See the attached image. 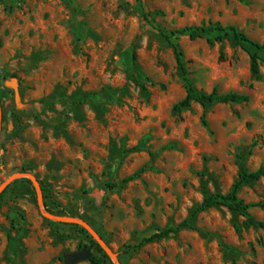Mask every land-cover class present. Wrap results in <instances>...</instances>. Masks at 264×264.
<instances>
[{"label":"rangeland","instance_id":"1","mask_svg":"<svg viewBox=\"0 0 264 264\" xmlns=\"http://www.w3.org/2000/svg\"><path fill=\"white\" fill-rule=\"evenodd\" d=\"M215 24L263 43L264 0H0V188L34 175L45 207L88 223L121 264H264V228L226 206L130 248L227 194L242 165L264 167V52L257 77L231 41L177 33ZM173 43L199 91L249 100L175 112ZM2 194L0 264H66L84 246L115 264L85 227L46 218L29 178ZM240 198L264 222V178Z\"/></svg>","mask_w":264,"mask_h":264},{"label":"trees","instance_id":"2","mask_svg":"<svg viewBox=\"0 0 264 264\" xmlns=\"http://www.w3.org/2000/svg\"><path fill=\"white\" fill-rule=\"evenodd\" d=\"M147 20V19H146ZM177 33L188 35L192 40L199 38L208 37V42L213 44L215 42H222L224 40H229L235 45L239 46L243 51H245L251 60V70L254 76H259L261 74V63L263 61L262 53L264 52V42H258L249 37L245 32L240 31L236 26L225 27L221 24L210 25L209 27L200 28H185L178 31ZM216 33V37H210L211 34ZM169 38V37H167ZM175 50L176 61L178 67L182 73L183 82L186 88V97L174 106V111L177 113L182 112L185 109H189L193 103H199L204 109V113L212 108L216 104H234L239 102H247L249 98L247 96L238 93L220 94L217 88H214L211 93H206L204 91H199L189 78V73L185 62L183 60V53L179 49L177 43H173ZM133 60H137V53L134 52ZM264 178V167H260L258 170L250 171L245 166H241V171L239 178L234 183L232 189L227 194L217 193V194H207L199 207H197L190 215L189 218L181 222L175 227H169L163 229L150 237L142 239V241L137 245H131L130 248L137 249L146 243L156 242L171 236L177 235L184 229L194 228V220L197 215L204 210L218 207L226 206L234 212H238L245 216L248 223L258 227L264 228V222L258 221L251 213L250 208L252 205L245 204L240 198V192L242 188L254 182L259 181ZM3 194L0 195V200ZM260 208L264 209V204H258ZM86 231V230H85ZM97 250L104 253V249L96 241H93ZM89 247V246H87ZM90 248V247H89ZM91 249V248H90ZM92 250V249H91ZM92 264H104V259L93 253L90 260Z\"/></svg>","mask_w":264,"mask_h":264},{"label":"water","instance_id":"3","mask_svg":"<svg viewBox=\"0 0 264 264\" xmlns=\"http://www.w3.org/2000/svg\"><path fill=\"white\" fill-rule=\"evenodd\" d=\"M2 130V112H1V106H0V133ZM26 177L29 178L38 193V200L40 204V209L42 214L51 220L57 221V222H68V223H74L79 224L85 227L91 235L96 239V241L100 244V246L106 251V253L110 256V258L114 261L115 264H121L118 255L109 247V245L102 239L101 236L97 234V232L85 221L73 219V218H64L58 215L52 214L44 205V197L41 189V185L37 178L32 174H17L12 176L10 179H8L5 184L0 188V195L5 191V189L16 179ZM93 256V251L87 247L84 246L82 249L67 253L65 255V263L66 264H79L80 262L84 261H90Z\"/></svg>","mask_w":264,"mask_h":264}]
</instances>
